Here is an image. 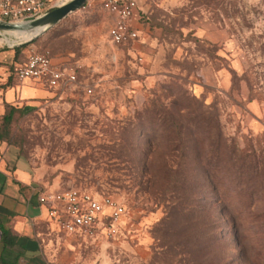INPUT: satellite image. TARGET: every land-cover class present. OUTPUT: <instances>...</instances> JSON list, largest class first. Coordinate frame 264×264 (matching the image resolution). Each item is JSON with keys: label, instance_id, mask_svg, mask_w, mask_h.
<instances>
[{"label": "rangeland", "instance_id": "1", "mask_svg": "<svg viewBox=\"0 0 264 264\" xmlns=\"http://www.w3.org/2000/svg\"><path fill=\"white\" fill-rule=\"evenodd\" d=\"M102 1L18 54L0 44V85L47 92L16 93L7 170L27 192L124 209L87 232L41 224L50 264H264V0H139V39L122 46ZM44 51L75 67L74 86L14 78Z\"/></svg>", "mask_w": 264, "mask_h": 264}, {"label": "built area", "instance_id": "2", "mask_svg": "<svg viewBox=\"0 0 264 264\" xmlns=\"http://www.w3.org/2000/svg\"><path fill=\"white\" fill-rule=\"evenodd\" d=\"M62 0H0V20L21 22L37 18L63 3ZM103 8L115 15L109 29L114 45L122 46L139 39L140 30L134 25L139 0H103ZM139 17L138 20H140ZM140 61L142 58L140 57ZM19 82L34 81L50 88L68 89L77 83L74 66L56 62L50 51L35 52L14 67ZM92 90L89 89L88 93ZM38 202L47 208L49 218L62 232L92 231L107 218L114 223L123 214V207L110 200L104 201L78 189L55 191L34 190ZM109 208L111 212H106ZM111 230V229H110Z\"/></svg>", "mask_w": 264, "mask_h": 264}, {"label": "crops", "instance_id": "3", "mask_svg": "<svg viewBox=\"0 0 264 264\" xmlns=\"http://www.w3.org/2000/svg\"><path fill=\"white\" fill-rule=\"evenodd\" d=\"M109 14L114 22L115 15ZM139 17L140 4L134 25L142 30L141 20H138ZM14 78L16 79L15 76ZM12 80L13 77L9 76L0 85V108H3V112L0 114L5 112L7 104L14 106V97L20 91L26 93L27 97H34L37 100L45 97L47 93L45 89L40 88L41 86L30 87L28 85H18V83L13 85ZM22 83L42 84L34 81ZM1 143L0 140V222L6 229H11L18 236L16 251L20 252V256L15 264H50L45 248L46 238L40 227L41 224L47 225V222L50 221L48 210L38 203L35 189L28 190V192L23 189L28 185V175L21 168H15L12 171L7 170L5 160H8V157H6L5 148ZM2 249L3 242L0 231V255Z\"/></svg>", "mask_w": 264, "mask_h": 264}, {"label": "water", "instance_id": "4", "mask_svg": "<svg viewBox=\"0 0 264 264\" xmlns=\"http://www.w3.org/2000/svg\"><path fill=\"white\" fill-rule=\"evenodd\" d=\"M88 0H66L41 16L21 21L0 20V36L9 48H17L32 43L56 27L68 15L85 5ZM17 36L23 37L18 40Z\"/></svg>", "mask_w": 264, "mask_h": 264}, {"label": "trees", "instance_id": "5", "mask_svg": "<svg viewBox=\"0 0 264 264\" xmlns=\"http://www.w3.org/2000/svg\"><path fill=\"white\" fill-rule=\"evenodd\" d=\"M28 45H30V43L21 47L13 48V51L15 54H18L23 48L27 47ZM4 50H9V48L6 47L4 49H1L0 52ZM20 111H21L20 108L14 106L8 104L5 106V112L3 114H0L1 141H6V136L8 135L9 132V126L13 123L15 119V115L17 113H20ZM199 154L202 155L203 151L201 150ZM0 231L3 242V249L0 255V264H15L16 260L20 256V252L16 251V247L18 246V236L11 229H6L1 222H0Z\"/></svg>", "mask_w": 264, "mask_h": 264}, {"label": "bare ground", "instance_id": "6", "mask_svg": "<svg viewBox=\"0 0 264 264\" xmlns=\"http://www.w3.org/2000/svg\"><path fill=\"white\" fill-rule=\"evenodd\" d=\"M17 39H18V40H22L23 37H21V36H17ZM3 42H4V39L0 38V44L3 43Z\"/></svg>", "mask_w": 264, "mask_h": 264}]
</instances>
